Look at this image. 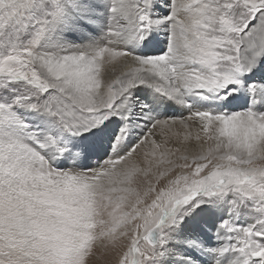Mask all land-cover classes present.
<instances>
[{"label":"snow or ice","instance_id":"snow-or-ice-1","mask_svg":"<svg viewBox=\"0 0 264 264\" xmlns=\"http://www.w3.org/2000/svg\"><path fill=\"white\" fill-rule=\"evenodd\" d=\"M0 264H264V0H0Z\"/></svg>","mask_w":264,"mask_h":264}]
</instances>
